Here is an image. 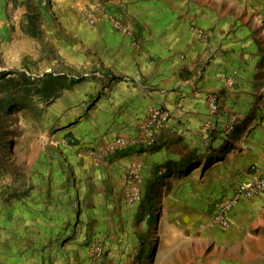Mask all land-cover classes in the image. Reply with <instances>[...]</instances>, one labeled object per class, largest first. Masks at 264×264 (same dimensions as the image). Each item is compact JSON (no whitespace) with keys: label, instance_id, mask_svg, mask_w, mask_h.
<instances>
[{"label":"crops","instance_id":"crops-1","mask_svg":"<svg viewBox=\"0 0 264 264\" xmlns=\"http://www.w3.org/2000/svg\"><path fill=\"white\" fill-rule=\"evenodd\" d=\"M45 1L44 12L57 19L61 55L86 79L58 106L72 114L64 135L77 139L72 147L98 189L123 196V215L138 212L125 205L123 184L141 164L147 194L164 193L179 210H191L194 198L206 201L199 233L190 231L192 212L183 213L180 264H264V191L239 201L228 228L213 222L222 198L243 181L264 179V0ZM108 15L130 27L139 48ZM212 95L219 99L217 113L210 110ZM153 107L171 115L154 148L120 149L100 160L91 155L119 137H138ZM188 168H198V178L182 186L176 174L187 176ZM97 223L107 226L103 217ZM92 246L35 253L30 263L115 264L107 241L101 258Z\"/></svg>","mask_w":264,"mask_h":264},{"label":"rangeland","instance_id":"rangeland-1","mask_svg":"<svg viewBox=\"0 0 264 264\" xmlns=\"http://www.w3.org/2000/svg\"><path fill=\"white\" fill-rule=\"evenodd\" d=\"M44 1L0 0V264H32L35 253L60 255L105 241L115 264H180L184 217L192 212L190 231L199 233L205 199L179 210L161 193L150 224V211L140 212L144 179L123 184L125 205L138 212L123 215V196L98 189L80 150L72 147L77 139L64 135L72 114L58 106L86 79L61 55L57 19L44 12ZM187 171L176 174L182 186L197 181L198 168ZM135 184L143 198L130 204ZM98 217L106 227L98 226Z\"/></svg>","mask_w":264,"mask_h":264},{"label":"built area","instance_id":"built-area-1","mask_svg":"<svg viewBox=\"0 0 264 264\" xmlns=\"http://www.w3.org/2000/svg\"><path fill=\"white\" fill-rule=\"evenodd\" d=\"M88 17L91 24L95 25L97 23L98 19L95 13L91 12ZM108 18L112 22L115 29L130 37L134 46L139 48V44L134 36V33L127 24L113 15H108ZM209 105L212 113H217L219 111V99L217 95H212L210 97ZM170 120L171 115L167 110L161 107H153L149 111L147 120L144 124H142L138 137H119L108 149L101 152L91 151V155L95 159L100 160L107 158L109 155L120 149L129 147L154 148L160 140L161 132L167 129ZM235 122L236 121L231 124V130L234 128ZM124 181L126 183L141 184L143 182L142 165L136 164L131 167V169L125 174ZM262 191H264V179L261 177L241 182L236 187L233 196L224 197L215 205L213 222L218 224L222 229L228 228L230 225L229 214L235 209L239 201L242 198H252ZM142 198L143 195L136 184L129 189V193L127 195L128 203H141ZM91 251L99 258L103 257L105 254V248L103 245L93 246Z\"/></svg>","mask_w":264,"mask_h":264},{"label":"trees","instance_id":"trees-1","mask_svg":"<svg viewBox=\"0 0 264 264\" xmlns=\"http://www.w3.org/2000/svg\"><path fill=\"white\" fill-rule=\"evenodd\" d=\"M74 144V143H73ZM186 165H182L181 168H184ZM156 195H150L148 193L146 195V198L144 199V203L142 204L140 208L141 214H143L145 211H150V224H152L155 221V217L153 215L154 210L152 209V206L155 202Z\"/></svg>","mask_w":264,"mask_h":264}]
</instances>
